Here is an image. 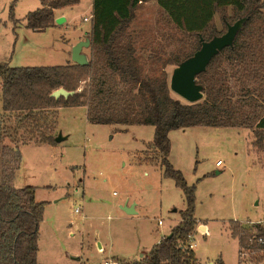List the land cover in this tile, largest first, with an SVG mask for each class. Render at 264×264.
Instances as JSON below:
<instances>
[{
    "label": "rangeland",
    "instance_id": "rangeland-1",
    "mask_svg": "<svg viewBox=\"0 0 264 264\" xmlns=\"http://www.w3.org/2000/svg\"><path fill=\"white\" fill-rule=\"evenodd\" d=\"M92 6L93 0H81L62 7L54 26L35 31L27 27L26 17L41 7L40 0H0V62L73 63L72 46L90 37ZM227 12L232 13L231 7ZM59 17L65 20L57 23ZM166 20L157 0L136 10L131 29L144 57L153 48L170 52L177 47L167 37L182 33ZM215 20L222 29L220 13ZM83 50L90 57V46ZM174 67H167L169 76ZM5 129L4 144L30 137L28 130H21L13 140ZM53 133L66 138L54 145L20 144L21 163L13 180L17 188L34 186L36 200L45 202L38 239L41 264H127L179 223L187 203L182 189L157 163L151 148L153 125L93 123L83 106L62 107ZM169 136L170 161L196 185L198 225L192 233L198 262L222 258L226 264H258L249 251L241 259L239 240L231 230L238 225L251 234L254 225H264V152L253 145V131L196 126L174 129ZM125 202H137L139 212L127 214L120 207ZM232 220L237 221L232 225ZM113 255L117 257L111 260Z\"/></svg>",
    "mask_w": 264,
    "mask_h": 264
},
{
    "label": "trees",
    "instance_id": "trees-1",
    "mask_svg": "<svg viewBox=\"0 0 264 264\" xmlns=\"http://www.w3.org/2000/svg\"><path fill=\"white\" fill-rule=\"evenodd\" d=\"M40 1L41 7L26 17L27 27L35 31L55 25L56 9L81 0ZM148 1L93 0L88 64L12 66L0 62V264H41L38 239L45 202L36 200L34 186L17 188L13 180L21 163L20 144L58 143L53 132L62 107L85 106L87 119L93 123L153 125L151 148L157 163L184 193L187 207L180 211L181 220L172 235H164L143 257L127 264H200L188 243L198 225L196 185L189 184L170 161L172 130L248 128L255 136L253 145L264 152V0H157L166 21L182 36L167 37L177 43L170 52L153 48L144 57L131 24L138 7ZM13 10L14 6V18ZM216 13L221 14L222 29L216 26ZM243 17L248 18L233 45L215 55L197 76L204 98L189 103L174 97L167 67L179 65L201 47L202 39L223 34L228 24ZM60 87L74 94L54 97L53 91ZM5 128L13 140L21 136V130H28L30 137L4 144ZM254 227L256 232L249 234L232 226V236L254 259L264 261V225ZM208 264L226 263L219 258Z\"/></svg>",
    "mask_w": 264,
    "mask_h": 264
},
{
    "label": "water",
    "instance_id": "water-1",
    "mask_svg": "<svg viewBox=\"0 0 264 264\" xmlns=\"http://www.w3.org/2000/svg\"><path fill=\"white\" fill-rule=\"evenodd\" d=\"M248 17H243L232 24L227 25V30L221 35L214 36L210 40L202 39L201 47L189 58L176 65L170 76V88L172 92L179 95L189 103H194L204 98V87L197 82V76L207 69L212 58L227 46H232L234 40L243 27ZM64 17L57 18V23H62ZM90 46V39L81 40L72 48V59L75 63L85 65L89 63V57L83 53V48ZM74 94L60 87L53 91L52 95L56 98L60 96L68 97ZM66 137L62 134L56 136V141L61 142ZM122 209L128 214L136 213L134 204L123 205ZM172 234H169L171 236Z\"/></svg>",
    "mask_w": 264,
    "mask_h": 264
},
{
    "label": "crops",
    "instance_id": "crops-1",
    "mask_svg": "<svg viewBox=\"0 0 264 264\" xmlns=\"http://www.w3.org/2000/svg\"><path fill=\"white\" fill-rule=\"evenodd\" d=\"M92 7H93V6H92ZM59 10H61V8L55 10V15H56V17L62 15V14H60V15L57 14V11H59ZM92 11H93V9H92ZM91 17H92V14H91ZM78 40H79V39H78ZM79 41H81V40H79ZM79 41H78V42H79ZM78 42H76L75 44H77ZM75 44H74V45H75ZM74 45H73V46H74ZM73 46H72V47H73ZM82 51H83V53H85V54L88 56V54H87L86 52H84V50H82ZM71 54H72V50H71ZM88 57H89V56H88ZM73 62H74V61H73ZM83 107L86 109V116H87V108H86L85 106H83ZM59 110H61V108H60ZM169 135H170V134H169ZM14 179H15V178H14ZM125 204H127V205H132V203L125 202V203H120V207L122 208V206L125 205ZM133 204H134L135 209H136V213H134V214H137V213L139 212V211H138V203L136 202V203H133ZM126 213H127V212H126ZM127 214H128V213H127ZM180 220H181V219H180ZM160 221H161V222H160ZM179 222H180V221H179ZM159 224H162V220H159ZM175 225H176V224H175ZM175 225H174V226H175ZM172 227H173V226H171L170 228H172ZM170 228H169V230H168L164 235H166V234L170 231ZM205 228H207L206 225H205ZM164 235H163V236H164ZM163 236H162V237H163ZM160 240H161V238L158 239L157 241H155V243H153L152 246L155 245L156 243H158ZM99 246H100V247H99L100 249H104V245L100 244ZM152 246H151V247H152ZM151 247H150V249H151ZM150 249H149V250H150ZM193 249L195 250V246L193 247ZM105 250H106V249H105ZM149 250H147V251H143L141 257L144 256V254L147 253ZM104 252H105V251H104ZM195 252H196V250H195ZM114 257H117V255H116V256L113 255L110 259L113 260ZM119 258L122 259L121 257H119ZM123 259H126V258H123ZM128 260H129V259H128ZM132 260H135V259H132ZM129 261H131V260H129ZM223 261H224V259H223ZM211 262H212V261H211ZM224 262H225V261H224ZM225 263H226V262H225Z\"/></svg>",
    "mask_w": 264,
    "mask_h": 264
},
{
    "label": "built area",
    "instance_id": "built-area-1",
    "mask_svg": "<svg viewBox=\"0 0 264 264\" xmlns=\"http://www.w3.org/2000/svg\"><path fill=\"white\" fill-rule=\"evenodd\" d=\"M220 161H218L217 162V164H219L220 165ZM80 211V209L79 208H76V212H79ZM161 222V221H160ZM195 239H194V237H193V233H190L189 234V236H188V243H189V247H191V248H193L194 246H195ZM246 251H248V250H246V249H243V248H241L240 250H239V255H240V257H241V259H243V256H244V254H245V252ZM239 257V258H240ZM244 262L241 260L240 261V263H238V264H243ZM110 264H118V262H114V261H110ZM258 264H264V261H258Z\"/></svg>",
    "mask_w": 264,
    "mask_h": 264
}]
</instances>
